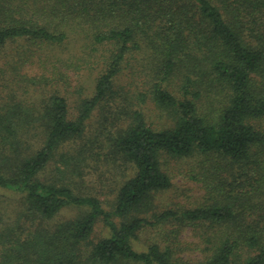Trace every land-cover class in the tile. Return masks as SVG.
Returning <instances> with one entry per match:
<instances>
[{
	"label": "trees",
	"instance_id": "trees-1",
	"mask_svg": "<svg viewBox=\"0 0 264 264\" xmlns=\"http://www.w3.org/2000/svg\"><path fill=\"white\" fill-rule=\"evenodd\" d=\"M72 37L85 46L76 69L100 64L92 92L77 90L70 107L67 89L51 90L61 81L70 87L57 56L42 61L38 79L51 95L39 106L0 103V189L42 221L71 206L86 211L52 227L39 223L32 239L18 241L16 258L264 264V0H0V48L19 39L61 47ZM133 60L142 64L141 84L125 90L118 82ZM151 103L169 126L148 121ZM60 151L82 179L101 171L93 190L110 194V210L65 175L43 176ZM165 155L203 158L201 204L153 209L154 196L173 184ZM172 221L200 229V260L180 257L181 227L165 229ZM99 223L104 233L94 236ZM150 228L160 238L140 250Z\"/></svg>",
	"mask_w": 264,
	"mask_h": 264
},
{
	"label": "rangeland",
	"instance_id": "rangeland-1",
	"mask_svg": "<svg viewBox=\"0 0 264 264\" xmlns=\"http://www.w3.org/2000/svg\"><path fill=\"white\" fill-rule=\"evenodd\" d=\"M90 47V45L88 46ZM84 41L82 39L72 37L68 42L59 46H50L33 42L27 39H19L14 42H9L6 46L0 48V103L12 105H24L27 108L39 106L42 100L45 99L46 94L41 81L38 79L45 71L42 67V61H49L53 63L57 56L61 60L57 61V66L61 67L67 73L68 80L74 88H71L66 82L61 81L55 83L53 88L62 91L67 89L69 94L70 107L76 103L74 100L77 96V90H81L84 95H90L92 91V76L101 71L100 64L95 63L88 68L74 67L79 55L84 51ZM91 49V48H90ZM94 57L93 59H96ZM134 65H129L120 77L118 82L120 88L125 90H135L140 84V75L142 67L137 60H133ZM48 62V63H49ZM68 65H72L69 67ZM95 67V69H93ZM49 91V87L47 86ZM54 89V90H55ZM53 90V91H54ZM75 110V109H74ZM147 119L154 126H169L171 124L170 116L161 111L159 108L150 104L146 108ZM74 144L63 148L70 153L77 151V146ZM60 151L53 161L49 164L48 169L43 174L46 178H60L63 175L69 180L72 187L78 192H91L97 194L107 209H111L110 194L97 193L94 191L93 185L99 187V170L96 175H87L83 179L80 177L78 170L73 168L74 163L71 159L68 162L63 161ZM75 161V160H74ZM163 166L172 178V186L166 191L157 193L153 200V209L157 212L164 210H185L193 208L201 204L206 197V190L204 188V172L201 169L203 158L199 156L190 157H173L165 155L162 159ZM62 170V171H61ZM88 171H85V173ZM79 180V181H78ZM101 188V187H99ZM94 189V190H93ZM102 190V189H101ZM99 192V191H98ZM24 203L20 200V196L16 193L0 189V264H25L22 259H17L15 251L17 250L19 240L32 239L34 235H30L28 231L35 233L37 225L44 223L49 224L50 227L58 223L65 222L69 219H75L83 214L86 210L79 207H67L63 209L56 217L50 221H42L39 216H33L24 211ZM153 212V211H152ZM173 226L180 228V233L174 236L178 249V254L184 261L196 262L203 256L204 243L200 236V229L195 224L179 223L178 221L169 222L165 229L173 228ZM156 228H150L149 231L141 233V237L137 242V247L142 250L150 243L155 242L160 237L156 233ZM104 233L101 223L96 227L94 236H100ZM81 264H102L94 262L90 259H85ZM113 264H142L139 262L120 260Z\"/></svg>",
	"mask_w": 264,
	"mask_h": 264
}]
</instances>
